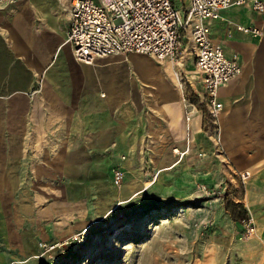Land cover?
<instances>
[{
  "label": "crops",
  "instance_id": "obj_1",
  "mask_svg": "<svg viewBox=\"0 0 264 264\" xmlns=\"http://www.w3.org/2000/svg\"><path fill=\"white\" fill-rule=\"evenodd\" d=\"M70 1L0 0V264L26 254L20 222L30 221L24 233H33L42 214L35 204L43 195L34 183H102L97 175L116 163L132 183L154 182L168 171L185 172L192 185H219L230 171L239 178L248 171L233 202L252 216L256 232L245 238L241 220L230 213L221 231L225 247L221 241L207 264H264V13L232 7L209 22L212 40L227 56L237 54L242 67L218 89L222 155L203 131L201 113L185 121L174 72L182 79L189 57L194 64L192 42L186 46L183 39L176 61L142 71L152 88L137 96L139 108L131 111L126 102L118 108L117 96L100 99L93 92L90 68L75 61L65 42ZM235 24L255 26L261 36L242 34ZM188 85L187 95H202L196 75ZM133 120L137 133L130 130ZM150 168L155 171L146 182L142 170ZM3 251L11 253L5 263Z\"/></svg>",
  "mask_w": 264,
  "mask_h": 264
},
{
  "label": "rangeland",
  "instance_id": "obj_2",
  "mask_svg": "<svg viewBox=\"0 0 264 264\" xmlns=\"http://www.w3.org/2000/svg\"><path fill=\"white\" fill-rule=\"evenodd\" d=\"M240 15L243 17V12ZM192 62L189 57L185 65L189 71L182 74L183 93L190 75L197 76ZM162 63L147 55L127 53L85 65L93 74V92L100 99L115 95L118 108L126 102L133 111L140 107L139 94H151L148 90L152 86L144 72ZM130 130L137 133L135 120ZM207 136L216 149H222L214 137ZM119 159L123 161L124 156ZM116 164L97 175L104 179L102 183H50L48 188L46 183H34L35 192L40 190L43 195V201L35 204L36 213L42 214L33 233H24L30 221L20 222L19 234L27 251L9 264H207L219 253L215 247H221V241L225 247L221 231L229 224V205L236 201L244 183L238 174L230 171L219 185H192L187 183L185 172L168 171L154 182L132 183L123 166ZM116 167L124 176L119 186L112 182ZM154 171L142 170V179L149 181ZM220 252L224 260L225 249ZM3 255V262H8L11 253Z\"/></svg>",
  "mask_w": 264,
  "mask_h": 264
},
{
  "label": "built area",
  "instance_id": "obj_3",
  "mask_svg": "<svg viewBox=\"0 0 264 264\" xmlns=\"http://www.w3.org/2000/svg\"><path fill=\"white\" fill-rule=\"evenodd\" d=\"M241 6L264 13V0H71L65 42L71 46L75 61L91 64L98 58L127 53L147 55L159 62L176 61L183 39L190 40L202 95L192 98L182 94L185 121L193 112L201 113L203 130L214 137L218 147V115L223 109L218 89L240 76L242 67L237 54L227 56L212 40L209 22L221 19L223 11ZM234 28L252 38L261 36L255 26L235 24ZM174 78L182 91L177 71ZM239 175L242 182L249 178L248 171ZM123 178L121 168L116 167L113 184L119 186ZM241 223L245 238L255 234L251 215L247 214Z\"/></svg>",
  "mask_w": 264,
  "mask_h": 264
},
{
  "label": "trees",
  "instance_id": "obj_4",
  "mask_svg": "<svg viewBox=\"0 0 264 264\" xmlns=\"http://www.w3.org/2000/svg\"><path fill=\"white\" fill-rule=\"evenodd\" d=\"M229 206H230L229 207L230 208L229 211L231 213V216H233V218H237V216H240L241 217L240 219L242 220L243 218L246 217L247 213H246V211L244 209L241 208V204L240 203L232 202ZM238 208H241V209H239V211L237 212L236 210Z\"/></svg>",
  "mask_w": 264,
  "mask_h": 264
},
{
  "label": "bare ground",
  "instance_id": "obj_5",
  "mask_svg": "<svg viewBox=\"0 0 264 264\" xmlns=\"http://www.w3.org/2000/svg\"><path fill=\"white\" fill-rule=\"evenodd\" d=\"M175 152H176V150H175Z\"/></svg>",
  "mask_w": 264,
  "mask_h": 264
}]
</instances>
